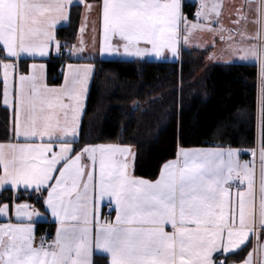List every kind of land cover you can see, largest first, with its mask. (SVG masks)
I'll return each instance as SVG.
<instances>
[{
	"label": "snow or ice",
	"instance_id": "6c2138e0",
	"mask_svg": "<svg viewBox=\"0 0 264 264\" xmlns=\"http://www.w3.org/2000/svg\"><path fill=\"white\" fill-rule=\"evenodd\" d=\"M73 2L0 0V101L13 110L12 138L0 142V191L31 189L58 224L54 238L37 242L32 221L41 212L15 197L0 203V217L7 218L0 223V264H94V255L110 264H226L227 256L218 260L214 253H233L250 237L264 240V143L258 185L254 163H242L230 147L181 148L151 181L131 173L129 147L74 148L93 65L68 63L59 86L48 85L44 63L20 71L22 57L50 59L63 49L83 59L82 43L61 44L56 34ZM253 4L258 30L239 51L260 66L264 100V0H245L237 11L247 19L244 9ZM99 7L101 55L159 58L167 50L177 56L181 39L187 42L180 0H102ZM219 8L202 3L196 16L208 20ZM253 252L243 264H264V244Z\"/></svg>",
	"mask_w": 264,
	"mask_h": 264
},
{
	"label": "trees",
	"instance_id": "16d2710c",
	"mask_svg": "<svg viewBox=\"0 0 264 264\" xmlns=\"http://www.w3.org/2000/svg\"><path fill=\"white\" fill-rule=\"evenodd\" d=\"M100 1L84 0L85 4ZM81 12V5L72 6L67 24L57 28L61 44L74 46ZM195 12V4L183 2L186 20H193ZM210 51L181 49L178 61L158 62L76 60L63 49L61 56L53 54L50 59L35 61L45 64L49 86L61 84L68 63L93 64L74 148L98 144L129 147L135 155L132 174L151 181L159 176L163 164L175 159L179 148L222 146L241 152L253 151L257 143H264V100L261 91L258 93L257 65L207 64ZM30 63L21 59L20 71L27 73ZM198 72L202 74L197 76ZM11 128L12 113L0 101V142L11 140ZM37 195L17 191L15 202L26 201L43 214V203H37ZM12 198L10 190H4L0 203ZM53 232V224L35 225L36 237L43 233L52 237ZM251 250L249 242L226 255V264L242 263ZM93 260L94 264H109L108 258L99 255Z\"/></svg>",
	"mask_w": 264,
	"mask_h": 264
},
{
	"label": "crops",
	"instance_id": "0c3cea01",
	"mask_svg": "<svg viewBox=\"0 0 264 264\" xmlns=\"http://www.w3.org/2000/svg\"><path fill=\"white\" fill-rule=\"evenodd\" d=\"M191 2L196 5V12L194 14V19L189 20V23H187V33L184 34L187 36V42L184 41V39H181V43L178 45V55L173 56L171 52L165 51L163 55L159 58L152 56H146L143 58H136V57H124V56H115V55H101L100 54V46L103 40V26H102V11L99 7L102 4V0L98 3H92V10L88 11L86 9L85 2L82 0V2H78V0H74L73 4L70 6V8L74 5H81L82 6V12L79 22V29L77 38L75 41L74 46H81V43L85 49L83 55V59L80 60H124V61H158L161 60L164 62H167L168 58L175 59L173 61H178L180 56V50L185 48L188 50H203V49H211L209 55L206 57L207 64H256L258 67V93L260 95V91L262 88L261 85V78H260V66L256 63L255 59L253 57H247L246 59H241V55H243L242 52H240V49H247L249 44L253 41H250L247 37L254 35L258 30V25L253 23L252 21L256 18L255 13V7L256 5L253 4L251 7H246L244 9V15H246L247 19H241L240 15L238 13V9L241 8L242 5L245 4V0H180L181 4V13H182V4L183 2ZM206 4L209 7L213 4L220 5L219 8V16H217L215 13H212L209 16L208 20H205L203 17H197L196 13L201 9V4ZM183 16V14H182ZM184 17V16H183ZM187 21V20H186ZM236 21H239V23H236ZM67 21H61L58 23L57 28L60 26L66 25ZM198 24L200 27L196 29H192V24ZM185 25H181L183 27ZM212 29V30H209ZM182 33L183 30L181 31ZM113 43H118V40H114ZM233 44L232 46L227 49V52L221 51V45H229ZM55 54V53H53ZM73 59H76L75 57H72ZM0 59H4V54L1 52ZM21 59H27L31 60V63L29 64L28 69L30 68V65L32 63H42L35 60H42V58H36L35 60L30 57H22ZM81 63H89V62H81ZM92 64V63H91ZM93 65V64H92ZM67 70V65L64 67L63 73ZM46 71V68H45ZM93 72H94V66H93ZM27 74V73H26ZM93 75V74H92ZM92 78V77H91ZM2 79V75H1ZM91 82V79H90ZM89 82V86H90ZM63 83V79L61 84ZM59 84V85H61ZM56 85V86H59ZM259 97V96H258ZM260 99V97H259ZM86 104V101H85ZM6 107V106H4ZM9 109L12 113V121H13V110L11 108L6 107ZM85 108V107H84ZM84 112V111H83ZM83 115V113H82ZM82 118V116H81ZM81 122V121H80ZM79 134V129H78ZM78 138V136H77ZM126 147V146H124ZM259 145L257 143L256 148L254 149L256 151V155H249L248 157H242L241 152L239 151V159L243 162H250L254 163L255 170H256V182L258 185L259 181V167H260V161H259ZM181 149V148H179ZM177 150V152L179 151ZM190 149H211V148H190ZM131 150V149H130ZM131 153L133 154L132 157H129L130 160V171L132 173L133 165L135 163V155L134 151L131 150ZM253 153V152H252ZM176 159V157H175ZM174 160V159H173ZM158 178V177H157ZM147 180V179H145ZM238 183V182H237ZM240 188L243 189L244 185H240ZM4 190L0 191V194ZM18 191H24L23 188L19 189ZM29 192H33L31 189L28 190ZM12 197H15V194L17 191H11ZM236 190L233 189V196L235 195ZM26 202V201H25ZM105 207L103 209V215L108 216L109 210H108V201H104ZM44 207V205H43ZM45 213H41L40 218H33L32 223H34V226L37 223H49L54 225V232L51 238L56 233V229L58 227L57 222L55 221V218L51 215L50 210H45ZM112 219L115 218V213L112 212L111 214ZM12 219H15L14 215ZM35 230V227H34ZM252 243V250L251 253L255 256V253L253 252V249L257 246L258 243L264 244V240H258L257 237H250V241H246L244 245H241L240 249L244 247L247 243ZM240 249H236L233 251L237 252ZM231 254V253H229ZM228 254H224L222 252L214 253V257L220 258L221 260ZM109 261V260H108ZM110 264V262H109ZM231 264H238V263H231Z\"/></svg>",
	"mask_w": 264,
	"mask_h": 264
},
{
	"label": "rangeland",
	"instance_id": "374dc122",
	"mask_svg": "<svg viewBox=\"0 0 264 264\" xmlns=\"http://www.w3.org/2000/svg\"><path fill=\"white\" fill-rule=\"evenodd\" d=\"M187 23H189V20H187ZM182 30H183L184 34L187 33V29L185 28V26L181 27V31ZM232 45H233L232 43L229 44V45H221V47H220L221 48V51L224 52V53L227 52V49H229V47L232 46ZM184 49H186V45H185V48ZM167 60L168 61H171V62H175V61H173L175 59L168 58ZM159 62H164V60L163 61L159 60ZM200 74H202V72L201 73L198 72L197 73V76H199ZM18 203H28V202H18ZM4 222H7V218L6 217H0V223H4ZM13 222H15V219H13ZM32 224H33V227H35L34 226V223H32ZM34 232H35V230H34ZM54 236H53V238H54Z\"/></svg>",
	"mask_w": 264,
	"mask_h": 264
},
{
	"label": "built area",
	"instance_id": "2783aa9c",
	"mask_svg": "<svg viewBox=\"0 0 264 264\" xmlns=\"http://www.w3.org/2000/svg\"><path fill=\"white\" fill-rule=\"evenodd\" d=\"M233 189L236 190V186H235V185L233 186ZM41 237H44V238H47L48 240H50V236H49V234L44 233V234H42L41 236L37 237V242H39V240H40Z\"/></svg>",
	"mask_w": 264,
	"mask_h": 264
},
{
	"label": "water",
	"instance_id": "95a60500",
	"mask_svg": "<svg viewBox=\"0 0 264 264\" xmlns=\"http://www.w3.org/2000/svg\"><path fill=\"white\" fill-rule=\"evenodd\" d=\"M241 154H242V155H247V156H249V155L251 154V150H243V151L241 152ZM238 264H243V262H242V263H238Z\"/></svg>",
	"mask_w": 264,
	"mask_h": 264
}]
</instances>
